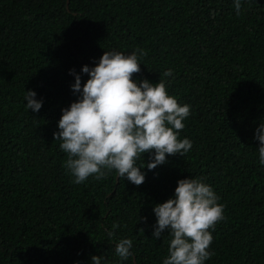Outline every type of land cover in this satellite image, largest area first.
Masks as SVG:
<instances>
[{"label": "trees", "instance_id": "trees-1", "mask_svg": "<svg viewBox=\"0 0 264 264\" xmlns=\"http://www.w3.org/2000/svg\"><path fill=\"white\" fill-rule=\"evenodd\" d=\"M233 5L0 0V264H91L93 256H103L101 264H163L172 237L153 238V207L186 178L208 184L225 206L204 264H264V165L255 139L264 124V0H241L239 15ZM137 49L147 55L133 80L163 78L168 94L190 105L179 139L192 148L142 168L140 186L114 169L75 184L62 141L53 140L62 109L80 97L69 73L83 87L81 68L96 66L104 51ZM28 91L43 101L39 112L26 108ZM123 238L133 241L127 260L115 252Z\"/></svg>", "mask_w": 264, "mask_h": 264}, {"label": "clouds", "instance_id": "clouds-1", "mask_svg": "<svg viewBox=\"0 0 264 264\" xmlns=\"http://www.w3.org/2000/svg\"><path fill=\"white\" fill-rule=\"evenodd\" d=\"M233 6L239 15L241 0H234ZM146 55L142 49L131 54L104 51L96 66L81 68V73L89 77L83 87L80 75L70 71L75 77L71 90L80 97L62 109L53 140L62 141L59 147L68 155L66 167L75 184L93 175L99 180L106 176L102 169H114L118 178L140 186L145 180L142 168L151 171L165 164L166 156L183 155L192 148L189 139H179L190 105H180L170 96L163 78L155 84L146 79L133 80V74L140 72L139 58ZM171 75V69L163 73V77ZM35 97L33 91L25 95V106L34 113L43 104ZM255 139L260 144L259 162L264 165V124L256 129ZM145 153L153 155L146 165H138ZM218 201L208 184L186 178L177 181L173 198L153 207V238L160 239L165 231L172 237L163 264H204L210 259L213 236L209 230L214 231L216 223L224 219L225 206ZM117 227L112 225L113 230ZM138 232L143 233V229ZM107 234L110 238L115 235L114 231ZM132 246L131 239H120L115 252L121 260H127L132 256ZM102 260L103 256H93L91 264H101Z\"/></svg>", "mask_w": 264, "mask_h": 264}]
</instances>
